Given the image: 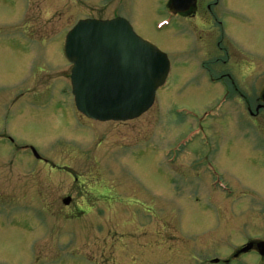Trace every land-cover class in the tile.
I'll return each mask as SVG.
<instances>
[{
  "label": "rangeland",
  "instance_id": "374dc122",
  "mask_svg": "<svg viewBox=\"0 0 264 264\" xmlns=\"http://www.w3.org/2000/svg\"><path fill=\"white\" fill-rule=\"evenodd\" d=\"M162 1L0 0V133L19 146H0V264H223L264 241V154L254 148L264 124L253 129L237 95L221 103L227 84L238 95L252 88L258 103L264 68L248 82L244 65L225 62L235 40L263 66L264 0H223L234 28L224 42L199 39L196 18L192 38L177 34L161 23ZM126 8L171 71L141 117L94 121L75 106L65 37L80 19ZM230 71L234 84L211 83L209 72ZM212 169L236 193L210 185Z\"/></svg>",
  "mask_w": 264,
  "mask_h": 264
},
{
  "label": "water",
  "instance_id": "95a60500",
  "mask_svg": "<svg viewBox=\"0 0 264 264\" xmlns=\"http://www.w3.org/2000/svg\"><path fill=\"white\" fill-rule=\"evenodd\" d=\"M194 1L171 0L174 10L178 3L187 9ZM64 53L73 64L70 79L76 108L98 121H128L147 112L171 67L168 55L139 36L123 17L79 20L66 36ZM70 201L68 197L63 202ZM257 249L264 256V241L257 242Z\"/></svg>",
  "mask_w": 264,
  "mask_h": 264
},
{
  "label": "flooded vegetation",
  "instance_id": "af4514ba",
  "mask_svg": "<svg viewBox=\"0 0 264 264\" xmlns=\"http://www.w3.org/2000/svg\"><path fill=\"white\" fill-rule=\"evenodd\" d=\"M208 0H204V1H200V0H195L186 10H181L179 9L180 4H177L175 6V10L173 9V5L171 4L170 0H163L162 1V5H164L162 11L165 14L164 19L169 20L170 24H176L177 28L174 27V31L179 34V35H184L185 38H192L193 34H194V30L192 27L189 26V21H192L194 18H196L195 21V26L200 29L201 33L198 35V38L201 39L203 38H210L213 39L216 37V33L219 34V40L218 42H224L223 41V37L226 36L227 38H233L230 34V32H234V28L232 26V24L230 23V21H227V13L228 10L226 7H223V0H216L217 3L214 4V6L211 5V3L207 2ZM207 2V3H206ZM133 9V8H132ZM132 9L129 8V10H127V17L124 16L125 18H127L130 22L131 20L128 18L131 15V11ZM121 15V14H120ZM119 16V15H118ZM239 16V15H238ZM240 17V16H239ZM190 19V20H189ZM132 24V22H131ZM184 38V39H185ZM209 41V40H208ZM212 41V40H210ZM230 45L226 46V50L229 53V56L232 57V63L229 62H225L230 64L229 67L227 68L228 71L230 70V67L239 62L242 65H244L246 67V70L251 72V75L248 79L251 80L255 75H257V71L260 68H264V64L262 67H260L259 65H257L255 62H253V57L254 55L248 56V55H243L240 53L239 51V47H237V45L235 44V40H232L230 42ZM159 46V45H158ZM229 56L227 59H229ZM226 59V60H227ZM224 63V64H225ZM227 64V65H228ZM207 71H211V70H207ZM209 76H210V81L213 84H219L221 82H226L229 81L232 84L235 83L234 77H233V73L230 71V73L228 72V75L225 76H216L217 78H215L212 74V72H209ZM249 86V84H248ZM222 94V102H229L230 100L232 101L233 96L237 95L239 96L240 99H242L245 102V106H246V116L249 114L250 116L253 117H247V120L249 122V124H253V129L256 130V125L258 126V124H264V87L259 91V95L257 96V101L258 103L254 106L253 105V101H252V88L247 92H243L241 90V95H238L236 92H234L230 86L227 84L226 86H224V89L221 90ZM249 103H251V105L249 106ZM257 118H260V121H257L256 123L255 120ZM251 119L253 122H250ZM254 119V120H253ZM263 122H262V121ZM127 122V121H126ZM261 129V128H260ZM4 132L0 133V146L2 147L5 142L12 144L14 147V152H16L15 150L17 148H19V146L15 143V139L12 135L6 134L5 137L3 135ZM254 133H257L258 135V139L261 138V140L257 143V145L254 147L257 151H260L262 154H264V128L262 131H254ZM42 159H38V161H41ZM213 177L219 176V172L218 170L212 169L209 171ZM228 181V180H227ZM224 185H221V188L225 190V192H227L229 195L230 193H236V188L228 181V182H223ZM216 188V187H214ZM72 203L68 204L67 206H70ZM66 206V207H67ZM127 206V204H126ZM121 207V206H120ZM109 208L110 210L115 213V212H127V208H121V210L116 209L115 211L113 210V207H111V205L109 204ZM79 210V209H78ZM82 211H80L81 213H83V209H80ZM152 210L155 211L156 208L154 206H152ZM158 212H154L155 216H157ZM150 216V215H149ZM153 225L150 227L152 228ZM251 241H256V240H248L246 241V243H244V246L246 244H248ZM256 243V242H255ZM238 251V250H237ZM236 251V252H237ZM232 253L233 255L230 256L229 258L225 259L223 264H247L244 260V257L249 256V259L251 257H258V258H262V262H264V257H261L258 254L257 248H256V244H254V247L249 250L246 253H241L238 255H235V253ZM252 255V256H251ZM219 263V262H218ZM248 264H250V260L248 262Z\"/></svg>",
  "mask_w": 264,
  "mask_h": 264
}]
</instances>
